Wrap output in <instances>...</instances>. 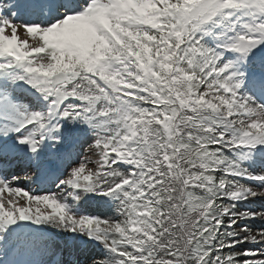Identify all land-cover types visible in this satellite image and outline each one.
<instances>
[{
    "label": "snow or ice",
    "instance_id": "1",
    "mask_svg": "<svg viewBox=\"0 0 264 264\" xmlns=\"http://www.w3.org/2000/svg\"><path fill=\"white\" fill-rule=\"evenodd\" d=\"M0 264H264V0H0Z\"/></svg>",
    "mask_w": 264,
    "mask_h": 264
},
{
    "label": "rangeland",
    "instance_id": "2",
    "mask_svg": "<svg viewBox=\"0 0 264 264\" xmlns=\"http://www.w3.org/2000/svg\"><path fill=\"white\" fill-rule=\"evenodd\" d=\"M57 236H54L53 238H56ZM59 238H57L58 241H60L61 243L63 242L64 237L63 236H58ZM56 240V239H55Z\"/></svg>",
    "mask_w": 264,
    "mask_h": 264
}]
</instances>
